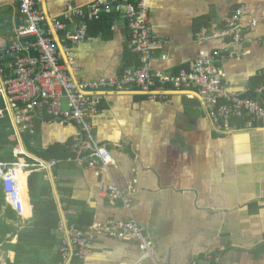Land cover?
Instances as JSON below:
<instances>
[{
	"label": "crops",
	"instance_id": "crops-1",
	"mask_svg": "<svg viewBox=\"0 0 264 264\" xmlns=\"http://www.w3.org/2000/svg\"><path fill=\"white\" fill-rule=\"evenodd\" d=\"M93 1L43 0L42 6L49 16H61L69 7H86ZM147 1L153 37L159 43L151 62L154 70L174 74L191 65L202 51L229 48L231 41L224 38L199 44L195 33L204 23L221 22L244 7L245 22L259 19L250 32L252 41L239 45L236 56L220 59L218 65L229 91L247 95L264 82V0ZM125 2L135 3L110 0L111 5ZM117 14L112 23L106 21V27L111 25L109 36L89 33L72 47L68 68L73 77L118 76L135 66L127 65L133 59L128 54L127 19ZM21 20L17 0H0V50L12 42L13 29ZM68 26L74 28L73 23ZM61 37L55 34L54 42L67 60L68 49ZM168 93L165 99H149L137 88L99 92L95 135L117 160L102 174L91 170L83 155L70 147L78 132L75 124L37 121L35 147L60 145L76 155L60 160L54 170L58 178L51 185L59 213L72 208L71 220L77 224L81 217L91 218L92 223L133 217L147 227L164 264L205 262L208 254L220 257L219 262L208 260L209 264H264V127L221 133L195 89ZM113 182L134 190L130 208L121 200L112 204L100 193L102 186ZM28 202L30 214L24 212L20 227L33 217L30 198ZM6 251L7 259L14 261L15 252ZM71 264L155 262L142 258L136 241L102 234L94 239L86 261Z\"/></svg>",
	"mask_w": 264,
	"mask_h": 264
},
{
	"label": "built area",
	"instance_id": "built-area-1",
	"mask_svg": "<svg viewBox=\"0 0 264 264\" xmlns=\"http://www.w3.org/2000/svg\"><path fill=\"white\" fill-rule=\"evenodd\" d=\"M17 1L22 20L13 29L12 42L0 50V96L19 142L20 153L27 154L33 161H0V181L7 205L19 216L25 215L21 174L27 178L29 170H36L44 173L46 181L58 178L54 170L60 160L37 157L25 146L24 137L36 135L38 120L53 119L75 124L78 132L72 137L70 147L83 155L91 170L102 174L117 165L111 150L95 135L93 119L100 110L99 92L102 90L137 88L149 99H165L170 90L195 89L207 106L217 131L232 133L264 127V82L255 90L258 98L229 91L224 85V72L218 65L220 59L236 56L239 45L252 41L250 32L257 27L259 19L245 22L244 7L237 8L221 22L203 24L195 33L199 44L203 45L212 38H224L231 41L229 48L202 51L191 65L182 67L177 73L166 74L154 70L151 63L159 43L153 37L147 0L114 5L110 0H94L86 7H69L61 16H49L43 9V0ZM112 10L126 17L130 48L139 55L140 65L127 68L118 76L99 79L73 77L68 68L73 61L72 47L86 40L90 22L99 20L102 13ZM69 23H73L74 28H70ZM59 33L68 49L67 60L54 42V35ZM133 192L132 188L124 189L114 182L100 190L112 204L121 200L127 208L133 201ZM74 213L72 208L60 213L61 220L56 230L61 239L59 250L62 260L59 264L86 261L92 252L94 239L102 234L136 241L142 258L164 264L156 255V246L147 234V227L133 217L111 218L80 226L71 220ZM206 258L211 262L220 261L219 256L211 254ZM207 261L193 264H209Z\"/></svg>",
	"mask_w": 264,
	"mask_h": 264
},
{
	"label": "trees",
	"instance_id": "trees-1",
	"mask_svg": "<svg viewBox=\"0 0 264 264\" xmlns=\"http://www.w3.org/2000/svg\"><path fill=\"white\" fill-rule=\"evenodd\" d=\"M131 1L136 2V0ZM117 13H102L99 20L89 23V33H104L103 35L109 36L107 33L110 31L111 25L106 27V21L109 20L112 23V20L118 17ZM128 54L133 58L132 60L128 59V67L134 64L135 66L133 67L139 66V55L132 50L128 51ZM246 96L255 97L254 89ZM33 138L34 136L26 135L24 142L28 151L37 157L46 160H62L67 157L76 156L72 154V151L69 150L71 152L69 153L64 146L60 147V145L39 150L32 144ZM19 146V142L7 116L5 104L0 96V161H14L21 158H24L26 161H33L31 158H25L20 153ZM20 180L25 201L24 212L30 214L26 188L28 189L33 206V217L24 227H20L18 224L22 220V217L7 205L0 181V248L15 252V260L11 261L7 259L5 264H59L62 260L59 250L61 239L56 230L61 220V215L54 198L51 182L44 179L43 172L36 170H29L27 180L25 176L26 188L22 175H20ZM91 223V218L86 220L81 217L78 225L84 226ZM14 237H17L16 242L12 241ZM0 264H2L1 261Z\"/></svg>",
	"mask_w": 264,
	"mask_h": 264
},
{
	"label": "rangeland",
	"instance_id": "rangeland-1",
	"mask_svg": "<svg viewBox=\"0 0 264 264\" xmlns=\"http://www.w3.org/2000/svg\"><path fill=\"white\" fill-rule=\"evenodd\" d=\"M23 156L26 158V157H27V154H26V155L24 154ZM18 160H25V159H24V158H21V159H18ZM22 177H24V176H22ZM27 178H28V176H27ZM27 178H26V180H27ZM24 181H25V177H24ZM27 192H28V190H27ZM27 192H26V193H27ZM27 195L29 196V193H27ZM29 198H30V196H29ZM30 201H31V199H30ZM28 203H29V202H28ZM28 206H30V205H28ZM25 215H26V214H25ZM18 224H19V223H18ZM15 240H16V238H13L12 241L15 242ZM16 241H17V240H16ZM3 251H6V250L0 248V261H1L2 264H5V262H4V258H3V255H2V254H3V253H2Z\"/></svg>",
	"mask_w": 264,
	"mask_h": 264
},
{
	"label": "water",
	"instance_id": "water-1",
	"mask_svg": "<svg viewBox=\"0 0 264 264\" xmlns=\"http://www.w3.org/2000/svg\"><path fill=\"white\" fill-rule=\"evenodd\" d=\"M7 258H8V251L5 252L4 260H7Z\"/></svg>",
	"mask_w": 264,
	"mask_h": 264
},
{
	"label": "bare ground",
	"instance_id": "bare-ground-1",
	"mask_svg": "<svg viewBox=\"0 0 264 264\" xmlns=\"http://www.w3.org/2000/svg\"><path fill=\"white\" fill-rule=\"evenodd\" d=\"M21 175L24 176V177L26 176L25 174H21Z\"/></svg>",
	"mask_w": 264,
	"mask_h": 264
}]
</instances>
